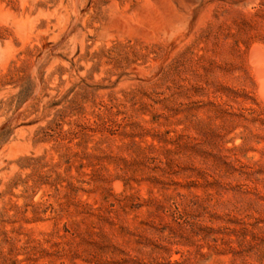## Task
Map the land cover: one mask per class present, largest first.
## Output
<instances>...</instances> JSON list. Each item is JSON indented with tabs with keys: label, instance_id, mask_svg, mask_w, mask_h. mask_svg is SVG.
<instances>
[{
	"label": "rangeland",
	"instance_id": "1",
	"mask_svg": "<svg viewBox=\"0 0 264 264\" xmlns=\"http://www.w3.org/2000/svg\"><path fill=\"white\" fill-rule=\"evenodd\" d=\"M254 47L264 0H0V264H264Z\"/></svg>",
	"mask_w": 264,
	"mask_h": 264
},
{
	"label": "bare ground",
	"instance_id": "2",
	"mask_svg": "<svg viewBox=\"0 0 264 264\" xmlns=\"http://www.w3.org/2000/svg\"><path fill=\"white\" fill-rule=\"evenodd\" d=\"M251 59H252L253 67H254V72L256 74L257 80L261 88V92L262 91L264 92V52L263 50L259 47H254L251 51Z\"/></svg>",
	"mask_w": 264,
	"mask_h": 264
}]
</instances>
